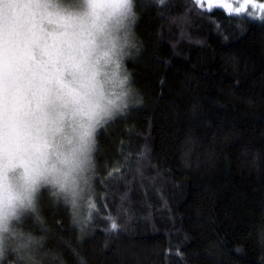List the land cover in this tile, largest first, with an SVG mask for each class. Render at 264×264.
Segmentation results:
<instances>
[{"label":"trees","instance_id":"16d2710c","mask_svg":"<svg viewBox=\"0 0 264 264\" xmlns=\"http://www.w3.org/2000/svg\"><path fill=\"white\" fill-rule=\"evenodd\" d=\"M137 11L143 103L101 131L86 231L42 201L48 247L64 264H264V20Z\"/></svg>","mask_w":264,"mask_h":264},{"label":"clouds","instance_id":"9594fccd","mask_svg":"<svg viewBox=\"0 0 264 264\" xmlns=\"http://www.w3.org/2000/svg\"><path fill=\"white\" fill-rule=\"evenodd\" d=\"M139 19L137 0H0V264H64L45 198L89 228L101 131L143 103Z\"/></svg>","mask_w":264,"mask_h":264},{"label":"snow or ice","instance_id":"6c2138e0","mask_svg":"<svg viewBox=\"0 0 264 264\" xmlns=\"http://www.w3.org/2000/svg\"><path fill=\"white\" fill-rule=\"evenodd\" d=\"M151 2L157 5L163 6L169 3V0H151ZM249 2H251V0H249ZM190 3L197 10V12L201 15L211 13L214 7L224 8L228 15H240L241 10L242 9L246 10L247 8V4H241V5H238L236 9H232L229 5H224L220 3V0H190ZM251 7L253 9L259 8L261 12H264V4L257 5L254 2H251ZM247 15L253 16L254 13L248 12ZM259 18L264 19V17H259ZM141 157H143V153L141 154ZM109 175L111 176V173H109ZM93 206L96 208L95 203ZM107 219L111 221L110 223L111 228L114 230H117L118 226L115 223V220L111 216L107 217ZM81 264H83V262H81Z\"/></svg>","mask_w":264,"mask_h":264},{"label":"rangeland","instance_id":"374dc122","mask_svg":"<svg viewBox=\"0 0 264 264\" xmlns=\"http://www.w3.org/2000/svg\"><path fill=\"white\" fill-rule=\"evenodd\" d=\"M251 2H254L257 5L264 4V1H259V0H251ZM251 2H249V0H220V3H222L224 5H229L232 9H236L238 5L247 4L246 10L242 9L240 12V15H228L227 12L225 11V9L220 8V7H214L212 9V12L217 10V9H221L229 17L235 18V20H239V21H262V20H264V19L259 18V17H264V12H261L259 10V8L253 9L251 7ZM248 12H253L254 15L249 16V15H247ZM254 17H256V18H254ZM97 210H98V208L96 207L95 212L91 216V220L94 219L93 217L96 215Z\"/></svg>","mask_w":264,"mask_h":264}]
</instances>
